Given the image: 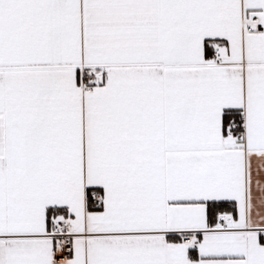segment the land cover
Wrapping results in <instances>:
<instances>
[{
	"label": "snow or ice",
	"instance_id": "1",
	"mask_svg": "<svg viewBox=\"0 0 264 264\" xmlns=\"http://www.w3.org/2000/svg\"><path fill=\"white\" fill-rule=\"evenodd\" d=\"M0 264H264V0H0Z\"/></svg>",
	"mask_w": 264,
	"mask_h": 264
}]
</instances>
